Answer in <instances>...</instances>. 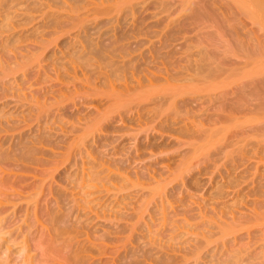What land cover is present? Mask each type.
<instances>
[{"label":"rangeland","instance_id":"obj_1","mask_svg":"<svg viewBox=\"0 0 264 264\" xmlns=\"http://www.w3.org/2000/svg\"><path fill=\"white\" fill-rule=\"evenodd\" d=\"M98 2L77 1L72 8L78 19L86 20L88 30L94 27L90 19L103 21L101 32L109 30L106 21L117 12L111 8L104 11L103 5H95ZM217 5L207 10L210 18L178 27L167 25L177 20L175 9L150 6L144 13H136L138 22L132 28L130 14H124L117 41L107 39L111 31L103 36V44H110L116 58L139 61L126 69L129 82L141 78L145 87L133 94L137 96L132 103L122 87L112 89L104 81L103 73L111 69L109 60H76L69 36L59 40L64 43L59 45L64 47L62 55L55 53L58 48L54 45L47 50L34 46L32 41L38 42L50 32L32 28L38 19L27 25L25 38L9 45L17 48L13 53H34L26 63L24 59L16 74L17 80L24 82L18 94L55 92L63 87L61 94L73 97L54 101L48 94L50 100L42 105L41 95L40 106H30L28 100L5 99L11 103L2 108V115L7 114L2 121H9V134H17L15 143L19 132L26 136L32 132L34 136L30 133L29 137L33 139L40 135L43 143L34 147L37 152L31 154L35 159L31 162L0 163L4 171L0 170V194L9 196L0 206V220L4 219L0 222V252L8 249L16 254L23 235L28 234L33 264H229L228 256L233 254L235 264H264V133L258 136L260 131H256L263 127L256 122L264 116V104L259 106L261 87L253 89L244 79L255 72L250 64L254 58L221 57L227 66L213 81L206 78L201 82L200 77L169 85L161 81L165 71L184 73L193 67L206 47L219 60L222 42L210 38L215 31H224L222 39L227 40L231 38L228 25L236 34L249 32V38L262 33L245 18L237 22L234 9ZM224 13L230 18L227 24L220 15ZM73 27L71 23L64 30L73 34ZM11 52L8 50L7 57H13ZM252 62L257 64L255 59ZM97 63L105 69H95ZM39 65L44 68L41 76L35 72ZM28 68L34 71L22 78ZM151 77L150 88L147 79ZM31 83V89H26ZM240 87H245L243 93ZM174 89L192 94L185 96L190 99L186 106L168 107ZM92 100L110 105L107 120L94 119L97 113L90 105ZM215 124L227 128L222 142L216 143L221 134H210ZM27 139L23 143L29 142ZM31 199L36 206L31 205L29 219L23 222L25 201ZM57 210L68 214L61 233L51 222ZM86 237L93 241L90 250L82 253V261L76 260L75 242ZM12 258L21 264L23 257Z\"/></svg>","mask_w":264,"mask_h":264},{"label":"bare ground","instance_id":"obj_2","mask_svg":"<svg viewBox=\"0 0 264 264\" xmlns=\"http://www.w3.org/2000/svg\"><path fill=\"white\" fill-rule=\"evenodd\" d=\"M50 1H52V2H50ZM59 1L60 2H58V0H0V93H2V94H0L1 95V97H0V108H1V110H0V163H6L9 161L13 162V163L14 162H26V161L31 162V161L35 160V159H33L34 156L31 155V154H34V152L37 150V149H35L36 148L35 146L41 145L43 143L40 139L41 138L40 135H39V137L38 136L36 137L37 140H36V138L33 139L34 137L33 138L29 137L30 133L32 134V132L29 133V136H26L25 133L19 132V140L17 139L18 142L16 141L17 144L15 143L17 134H13V133L9 134L10 131H12V127L10 128L9 126H7L10 124L9 121H5V123H4V121H2L4 119V117L7 115V114L5 116L2 115V110H3L2 108L7 107L11 103V101L9 103L5 99L10 97V100H13V102H17L20 100H28V105L31 106L32 104H36V105L40 106L39 101L41 99L44 103L42 105L47 104V102L50 100L47 97L48 94H50V96L53 95L52 99L54 101L57 99H60L61 97L64 100H68V99H70V97H73V95H69V97H68L65 94H61V92H63L62 89H64L63 87L59 88L57 91H55L56 94H54L55 92H53V91L52 92H50V91L43 92L41 90L33 91V92L29 91L30 93L28 96L18 94L20 91H22L21 90L22 88H20V86L24 82L21 80H17L18 77L16 76V74L18 73L20 66H22L24 59L27 58V59H25V63H26V61L29 58H32L34 56V53H33V51H30V50L27 51L28 53L25 55H23L21 53L19 54L16 52L13 53L11 51H13V49H15L14 51H16L17 48H15L14 46H11L12 49H10L11 47L9 45H11V43H12V45H14L16 42H19L23 38H25L26 33L29 32V29L26 28L27 25L31 21H36L37 19H38V21L32 26V28H35L34 29L35 31H38L40 28L48 29V30H50V32H45L41 36V38L38 42L32 41L31 43L34 46L38 45L39 48H44L47 50L48 46L54 45V47L58 48V50L55 53H57L59 51V54L62 55V51H63L64 47L60 49L59 45H61L63 43V41L59 42V40L61 38H63L64 36H69V38H70L69 44L71 42L70 47L72 49L71 54L73 55V57H76V60L82 61L84 59L83 60L84 62H82V63H89V62L92 63L95 61L109 60L107 64L111 69H107L103 73L104 81L107 84H109L112 89L116 86L122 87L123 90L126 92V96H128V98L130 97V101L129 100L128 101L130 103H132L135 96H137V94H135V96H133V94L138 89L142 90L145 87L143 86L144 82L141 80V78L135 80L134 83L129 82L128 78L126 77V69H131L130 66L132 68H134L133 67V64H135L134 61H137V64L139 61L137 58H130L129 60H122L123 58H120V59L116 58V56L114 55V51L109 49L110 44L104 45L103 44L104 41L102 40L103 36L106 35L109 31L112 32V35L110 37H108L107 39H113L114 41L118 40V38H119L118 31L123 29L122 18L124 17V14H130L132 22H131V25H129V28H132L133 25H135L138 22V18L136 20L134 18H135L136 13L139 11L144 13L147 10V8L150 6H152L154 8H158V9L159 8L160 9L173 8L177 12V15H176L177 20L176 21H170L167 25L169 27L172 24H174L173 27H178L181 24H185V23H189V24L196 23V22L201 23L202 20L210 18V12H208L207 10L209 8H212V6H214L216 4L221 5V6H225V9L227 7L228 10L234 9V11H235L234 14L238 16V18L236 19L237 22H240L241 18H245L250 22L251 25L256 26L258 28V32L260 31L262 33H260V35L257 38H249L248 37L249 35H247L249 32L247 34H244V35H240L238 33L236 34L235 28L231 25H228L229 31L231 32V34H230L231 38H229V40H227L226 38L222 39L224 37V31H218V32L215 31V33L212 34L213 36L211 35L210 38H211V41L215 42L214 39H217V40L222 42L221 47L223 48V51L221 52L220 57H218L219 60H216V58H214L216 56H214V54H212L211 52H210L211 54L208 53V51H206V49H207V47H206V48H204V53L203 52L200 53L201 57L198 60L196 59L194 61L193 67L191 65L189 66L191 70L188 67L187 68L188 70L184 71V73L176 72L174 74H170V73H168V71H165L163 73V77H161V79H162L161 81H164L165 84H167V85H169L171 82L176 83L179 81H181V82L182 81H184V82L185 81H192V80H195L194 78H196V77L197 78L200 77L202 79L201 82L203 81V79H206V78L207 79L211 78L210 80L213 81L212 78L216 79V76L222 73V69L224 68V66H227L224 64L223 59L221 57H224V58H227V57L232 58L233 57L236 59L241 58L242 60L250 57L251 59L254 58L257 61V64L260 65V67H258V69H257V67H255V65L257 66V64L252 62V61H254V59L252 61H250V64H252V66H253L252 68L253 69L256 68V69H255V72H253V73H250L249 71H251V70H249L247 74L250 73V75H248L244 79H246L248 82L253 84V86H252L253 89L257 88L256 86L261 87L260 88L261 91L259 93L261 103L259 104V106L261 105V107H262V105L264 104V62H263L264 60L262 61V59H264V57H263L264 56V0H117L113 4H111L110 7L104 6V3H109L110 1H113V0H99V2L95 5H97V6L103 5L104 11L108 8H111L110 10L117 12L115 16H113L111 19L106 21L107 24L110 26L109 30H105V31H101V32H100V30L102 28L101 25H102L103 21L95 23L94 20L96 18L90 19V21H93L94 27L90 28L91 30H88L84 26L86 20L85 19H78L75 12L73 11L72 5L74 3H76L77 1L87 2V0H59ZM71 1H72V3H71ZM89 1H93V0H89ZM35 12H37L38 14ZM35 14H37V15L33 16ZM224 14H225V16H224ZM224 14H220V15H222L224 18L223 22H225L227 24V21H229L230 18L228 19V17H226V13H224ZM71 23H74L73 28H76V31L73 34H69L68 31L64 30V28ZM226 28H227V26H226ZM90 31H93L94 33L91 34ZM46 37L47 38L50 37V39L47 40ZM8 50H10V52L13 54V57H9V56L7 57L6 53H8ZM71 54H70V56H71ZM250 58H248V60H251ZM262 63H263V65H262ZM96 65L97 66H95V69H100V70L105 69V66H104V68H100V64L97 63ZM42 69H44L43 66L39 65L37 67L35 72L38 74V76H41V74L44 73L42 71ZM189 70L192 71V73L190 72L191 74H188ZM227 70H228V68H227ZM32 71H34L33 68L24 69L21 77L26 78L30 73H32ZM59 74L61 76V73H59ZM224 74H225V72H224ZM245 74L246 73H244V75ZM240 75H241V73H240ZM225 76H224V78H226ZM181 77H182V80L180 79ZM221 77H219V78H221ZM112 78H114V79H112ZM242 78L240 77V79H242ZM257 78H259V79L257 80V82L254 83L255 79H257ZM121 80H122V82H120ZM153 80H154V77L147 79L149 87L152 86ZM10 81H12V82L10 83ZM24 81H26V80H24ZM198 82H200V81H198ZM185 83H187V82H185ZM28 85L29 86H28V88L26 87V89L29 90V89H31L33 84L31 83ZM153 87H156V86H153ZM168 88L171 89L173 87L168 86ZM177 89H181V88H177ZM177 89H174L175 93H174V91H172L176 95L171 93L172 94L171 97H169V99L167 100V101H170L168 103V105H169L168 107H179L180 105L186 106V104L189 102L188 100H190V99L185 98V96H190L192 94H189L190 92H187V93L183 92V91L180 92ZM65 90H68V88H66ZM178 91H179V94H178ZM239 91L243 93L245 91V87H240ZM36 92H38V93H36ZM38 94H39V96H38ZM256 94H257V92H256ZM41 95H42V98L40 99L39 97ZM75 99L76 98H73L72 101ZM96 102H98L97 106H100V109L97 108V106H95ZM101 102L102 101H93L92 100V101H90V105H92L95 112L97 113L96 116H94V119H98V120L100 119V121H103L107 118L108 113L111 110H110V105L106 106L107 102H104L102 104H101ZM158 102H160V100H158ZM75 105H77L76 102H75ZM137 105H139V104H137ZM137 105L135 108L138 107ZM120 107H124L123 104ZM129 111H130V108L127 109L125 111V113L127 114ZM236 111H238V108H235V112ZM254 111H255V109L253 110V112ZM259 112L260 111H257L255 113H259ZM262 112H260V114ZM28 113H30V114L32 113L31 107H29ZM263 113L261 115H264ZM118 116H119V118L122 119L123 113L119 112ZM29 117L32 118V115H29ZM5 119H7V117ZM251 120H253V119H251ZM22 122L26 123V120L24 119V120H22ZM5 124H6V127H4ZM256 125H263V127H261V129L256 130L257 133H258V130L260 131V133L257 134L259 136L260 134L264 133V116L258 118ZM213 127L214 128L210 129V131H211L210 134L213 136V134L216 133V134H214L216 137H217V135L221 134V137H220L221 139L220 138L216 139L217 140L216 143L222 142L225 139V136H226L225 133L227 131L226 130L227 128H224L223 130L220 128H216V124ZM100 128L102 131L103 126H100ZM206 132H209V129ZM261 132H263V133H261ZM1 133H3L4 135H1ZM24 135L26 136L25 139H27V137H29V139H27V141H29V142L23 143L25 140ZM32 139H33V141H31ZM21 145L24 148H21V149L16 148V146H21ZM4 147H6V148H4ZM23 150H24V153H21V154L18 153L20 151L22 152ZM204 160H207V158ZM0 170L2 173L4 172L1 168H0ZM58 176L60 177L61 174L58 173ZM4 178L5 177L3 176L2 180ZM0 180H1V178H0ZM1 182L2 181H0V184H1ZM52 186L53 185H51V189L53 188ZM8 197L9 196H7V195L0 194V206L3 205V202H5L4 200H7ZM33 199H35V198H33ZM34 202H35V200L33 201L32 199L25 201L26 206H27V211H26V214L24 215V218L22 219L23 222H26L29 219V208L31 207V205L36 206V202L35 203ZM12 207H16V204H14ZM60 212L61 213H59V211H58V214H56V213H54L55 215L53 214L54 216L51 218L52 219L51 222H52L54 227H57V229H59V232L60 231L62 232V230H64L63 226H65V224H67L68 214H65L61 210H60ZM3 221H4V219L0 220V222H3ZM60 228H61V230H60ZM20 229H21V227H19L17 230L20 231ZM65 229H66V226H65ZM17 230H15V231H17ZM12 233H14V232H12ZM7 234H10V233H7ZM19 234H20V236H22L23 233L20 232ZM223 235H226V233L223 232ZM22 241L23 242L21 245V249L16 254H14L11 250H8V249H5L3 252H0V264H15L14 263L15 258H12L13 256H17V257L22 256L23 258L21 260V264H24L26 262H27V264H33V260H34L35 256H31V254H30L31 252L28 249L29 248L28 234L23 235ZM92 242L93 241H92V239L90 240V237L89 238L86 237L85 241L75 242L79 249L78 248L74 249L77 251H76V253L74 252L75 255L73 256V258H76V260L82 261L83 260L82 253L89 252V250H90L89 248L91 247L90 245H92ZM134 251H136V250H134ZM133 253H135V252H133ZM135 254H137V253H135ZM3 255H5V256L2 257ZM128 255L129 254L126 253V257H128ZM232 256L235 257L234 254L228 256L227 262H229V264H235L233 261H231Z\"/></svg>","mask_w":264,"mask_h":264}]
</instances>
